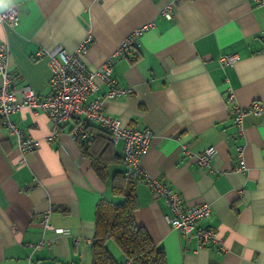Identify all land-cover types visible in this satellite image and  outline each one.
<instances>
[{
  "label": "crops",
  "instance_id": "obj_1",
  "mask_svg": "<svg viewBox=\"0 0 264 264\" xmlns=\"http://www.w3.org/2000/svg\"><path fill=\"white\" fill-rule=\"evenodd\" d=\"M12 5L19 11L18 25L0 24L12 88L30 87L39 98L46 95L50 78L40 51L60 46L73 53L89 35L80 58L95 72L129 33L148 25L138 47L113 57L110 77L129 92L105 101L104 111L125 126L152 132L140 161L145 176L168 184L186 203L210 205L199 225L214 229L220 242L186 241L168 223L163 200L153 199L144 181L135 184L134 221L163 249L166 264H264V116L246 115L238 128L231 112L253 103L264 107V4L13 0ZM167 6L171 20L162 16ZM222 56L235 61L221 65ZM94 81L97 89L88 101L102 99L109 89L100 76ZM10 119L39 146L20 164L15 138L0 126V264H91L96 204L100 199L121 202L111 184L117 172L125 171L122 143L113 147L119 162L110 163L101 180L70 138L80 119L67 121L49 141L51 123L38 109L21 105ZM210 146L216 154L209 167L201 168L195 155ZM44 214L53 230L42 236ZM58 229L66 233L56 235ZM42 238L43 245L34 250ZM105 246L117 262L131 264L111 240Z\"/></svg>",
  "mask_w": 264,
  "mask_h": 264
},
{
  "label": "built area",
  "instance_id": "obj_2",
  "mask_svg": "<svg viewBox=\"0 0 264 264\" xmlns=\"http://www.w3.org/2000/svg\"><path fill=\"white\" fill-rule=\"evenodd\" d=\"M257 5L264 4V0H251ZM162 16L171 20L172 12L170 6L162 10ZM19 11L16 5H11L0 11V24L8 27H16L19 23ZM148 27L143 25L129 33L111 57L107 58L95 72L87 70L86 65L80 56L89 43V35L85 36L73 53L62 47H55L51 50H42L39 55L46 56L50 71V78L47 85V93L44 97L38 95L30 87H23L20 91L12 88L13 76L7 69L8 49L5 43L0 42V126L5 128L9 135L16 140L17 150L20 156V164H25L26 154L38 148L39 141L26 136L21 129L10 119V116L19 109L21 105L35 111H41L51 123V133L47 140H52L59 133V128L70 119H80L79 124L73 129L70 138L76 141L83 133L86 122L94 123L104 129L110 137L113 145L122 143V161L127 176L137 181H144L150 188L153 199H162L168 209L166 219L171 227L177 230L186 240L195 239L201 245L219 243L214 229L208 226H201L199 222L210 211V205L206 203L191 205L183 201L172 188L159 180L145 176L140 166L141 158L147 153L152 139V132L149 129H135L125 126L120 119L107 115L104 111V104L107 100L117 99L129 92L128 89L116 87L110 77L113 57L126 56L133 48L139 46L138 39L142 32ZM260 39L264 42V31ZM264 51V49H262ZM235 61L233 56H222L219 58L221 65H231ZM100 76L105 84L109 86L108 91L102 99L88 101V96L97 89L94 81ZM231 98V95L229 96ZM233 123L240 128L242 119L249 114L264 116V107L253 103L247 107H234L232 110ZM183 152H188L184 146ZM216 154L213 146L207 147L201 153L195 155L196 163L201 167H209L210 161ZM238 169L244 170L242 147L236 148ZM43 229L42 236L53 228L48 223V215L44 214L41 219ZM56 235L65 234L62 229L54 230ZM49 244L52 241L48 242ZM78 243V240H75ZM43 245L42 240L33 245L37 250Z\"/></svg>",
  "mask_w": 264,
  "mask_h": 264
},
{
  "label": "trees",
  "instance_id": "obj_3",
  "mask_svg": "<svg viewBox=\"0 0 264 264\" xmlns=\"http://www.w3.org/2000/svg\"><path fill=\"white\" fill-rule=\"evenodd\" d=\"M81 154L90 161L95 174L104 180L107 166L119 162L109 134L99 126L86 122L82 135L76 140ZM111 193L121 202L100 199L95 207V230L90 242L91 264H121L106 248L111 240L131 264H166L162 248L153 244L147 232L133 217L137 207L135 184L126 172H117Z\"/></svg>",
  "mask_w": 264,
  "mask_h": 264
},
{
  "label": "clouds",
  "instance_id": "obj_4",
  "mask_svg": "<svg viewBox=\"0 0 264 264\" xmlns=\"http://www.w3.org/2000/svg\"><path fill=\"white\" fill-rule=\"evenodd\" d=\"M13 0H0V11H3L5 8H8L12 5Z\"/></svg>",
  "mask_w": 264,
  "mask_h": 264
}]
</instances>
